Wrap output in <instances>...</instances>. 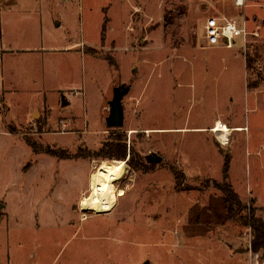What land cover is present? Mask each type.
I'll return each mask as SVG.
<instances>
[{
	"label": "rangeland",
	"instance_id": "374dc122",
	"mask_svg": "<svg viewBox=\"0 0 264 264\" xmlns=\"http://www.w3.org/2000/svg\"><path fill=\"white\" fill-rule=\"evenodd\" d=\"M85 1L61 12L56 45L97 41L84 49L108 66L77 50L0 57V73L16 81L12 106L0 97V264H250L251 251L264 259L249 224L253 212L264 220V0H246L244 11L232 0H116L112 18L101 10L108 0ZM135 5L143 8L134 14ZM15 6L23 14L40 4ZM219 15L245 16L259 35L246 46L205 43L204 23ZM119 49L134 57L121 64ZM122 87L124 124L114 129L109 102ZM216 119L246 131L223 145L208 131ZM117 135L127 158L99 156ZM226 157L245 205L235 214L217 187ZM113 160L126 163L115 181L123 193L107 212L83 210L92 174Z\"/></svg>",
	"mask_w": 264,
	"mask_h": 264
},
{
	"label": "crops",
	"instance_id": "0c3cea01",
	"mask_svg": "<svg viewBox=\"0 0 264 264\" xmlns=\"http://www.w3.org/2000/svg\"><path fill=\"white\" fill-rule=\"evenodd\" d=\"M83 2L85 0H82ZM86 0L85 2L89 3ZM111 1L109 4H113L116 2V0H108L104 1V6L101 7L102 11H105L104 13H107V10L109 8L111 11L109 12L110 18H112V9H116V6L112 8V4L109 5L108 2ZM124 0H119V2H123ZM27 0H0V57L8 54H26V53H38V52H61V51H72L77 50L81 54L85 52L86 60L88 61L89 58L94 59L96 64L104 63L109 65L107 63V59L103 57L100 54H96L95 56L88 51H85V47L88 45L91 46H100L98 42L86 40L85 38L82 39V35H78L73 39H68L67 43L56 45L57 39H56V31H58L59 27L63 24L61 21V12L62 11H70L72 9V4L75 3V0H32V2H37L40 4V6L33 8L34 10H30L29 13H23V14H17L15 6L16 3L24 4ZM102 4V3H101ZM153 5V4H152ZM140 8H143L141 6L135 5L133 8L134 14L137 13V10ZM104 8V10H103ZM149 8V15L150 11L153 13L155 11V8L152 9ZM157 10V9H156ZM130 13V12H129ZM50 22H49V20ZM109 17L106 16V19ZM25 25H27V28H25ZM205 25V23H204ZM46 29V30H45ZM27 30V33L25 35V32ZM116 30V28H115ZM30 33V34H29ZM30 36H27V35ZM104 35V34H103ZM26 36V37H25ZM69 37V36H68ZM46 45L44 42H46ZM229 48V47H228ZM117 49V48H116ZM120 53L121 49H119ZM116 53V52H115ZM119 52H117V55L120 56L121 64H125L124 62L128 63L126 60L127 57L133 58L130 53L129 56L126 53H122L120 55ZM88 54V56H87ZM90 55V56H89ZM13 73L8 74L7 76L5 74L0 73V97L3 96V99L7 100L9 104L11 99L9 96L10 93V87L13 89V84H15L16 81L12 79ZM12 77V78H11ZM16 78V77H14ZM14 101V100H12ZM13 105L17 106L18 103L13 102ZM23 112V111H22ZM21 114V113H19ZM23 114V113H22ZM218 121H222L219 119H216L214 121V124L210 126L208 131H211V128H213ZM230 128V127H229ZM232 128V127H231ZM237 128H241L242 130H234ZM246 126H236L233 127L234 131H241L244 132ZM203 131L207 130L208 127H201ZM244 129V130H243ZM233 131V133H234ZM250 146V145H249ZM250 148V147H249ZM231 178L233 182L235 183V179L233 177V174L231 172ZM242 179H245L242 176Z\"/></svg>",
	"mask_w": 264,
	"mask_h": 264
},
{
	"label": "bare ground",
	"instance_id": "6f19581e",
	"mask_svg": "<svg viewBox=\"0 0 264 264\" xmlns=\"http://www.w3.org/2000/svg\"><path fill=\"white\" fill-rule=\"evenodd\" d=\"M234 130H242L237 128ZM233 128L222 121L211 128V131L225 140L227 135L231 136ZM25 157V156H24ZM126 171V163L123 160L102 161L92 174L90 192L85 195L82 209L97 213L107 212L113 208L114 199L123 193L122 189H117L115 181L121 178Z\"/></svg>",
	"mask_w": 264,
	"mask_h": 264
},
{
	"label": "trees",
	"instance_id": "16d2710c",
	"mask_svg": "<svg viewBox=\"0 0 264 264\" xmlns=\"http://www.w3.org/2000/svg\"><path fill=\"white\" fill-rule=\"evenodd\" d=\"M119 129V128H114ZM116 143H111L107 145H103L101 148V152L103 154H98L99 156H103L105 158L113 159H126L128 155L126 140L122 139L121 135H117L116 140H113ZM35 151H44L46 153L51 152V150L42 149L41 146H36L34 148ZM55 155L57 154L54 151ZM130 165L134 168H138L142 163L139 157H136V154L132 149H130ZM231 160L230 157H226L224 162V179L222 183H218L217 187L222 191L223 200L226 205V210L229 214L237 213V210L245 207L243 205V201L238 195V193L233 189V186L230 182L229 171H230ZM254 211V210H253ZM249 224L252 229V248L254 250L264 249V220L262 218H258V216L253 212L251 214V219L249 220Z\"/></svg>",
	"mask_w": 264,
	"mask_h": 264
},
{
	"label": "built area",
	"instance_id": "2783aa9c",
	"mask_svg": "<svg viewBox=\"0 0 264 264\" xmlns=\"http://www.w3.org/2000/svg\"><path fill=\"white\" fill-rule=\"evenodd\" d=\"M236 7L243 11L246 7V0H232ZM258 36V30L251 31L249 29L245 16L243 19L233 16L219 15L209 16L204 25V36L202 40L205 43L215 45L223 42L227 47L231 48L235 45L237 38H242L244 46H246L248 36ZM77 93H79L77 91ZM219 137V136H218ZM220 142L223 145H228L230 136L227 135L225 140ZM250 264H264V259L261 258L260 253L250 252Z\"/></svg>",
	"mask_w": 264,
	"mask_h": 264
},
{
	"label": "water",
	"instance_id": "95a60500",
	"mask_svg": "<svg viewBox=\"0 0 264 264\" xmlns=\"http://www.w3.org/2000/svg\"><path fill=\"white\" fill-rule=\"evenodd\" d=\"M129 91L128 87L115 90L112 100L109 102L110 113L106 118L107 126L110 128H120L124 124L123 97ZM66 102L63 101V104Z\"/></svg>",
	"mask_w": 264,
	"mask_h": 264
}]
</instances>
